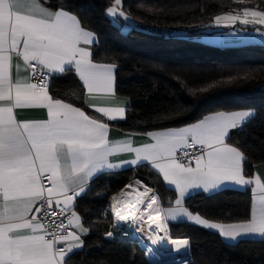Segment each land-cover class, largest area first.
Returning <instances> with one entry per match:
<instances>
[{
	"label": "snow or ice",
	"instance_id": "obj_1",
	"mask_svg": "<svg viewBox=\"0 0 264 264\" xmlns=\"http://www.w3.org/2000/svg\"><path fill=\"white\" fill-rule=\"evenodd\" d=\"M107 14L131 19L122 0H114ZM237 21L264 25V10L234 9L215 17L218 25ZM96 39L63 0H0V264H72L90 233L76 211V199L98 174L124 166H150L176 193L165 207L152 187L135 179L125 186L138 193L133 199H122L131 195L125 190L112 197L114 216L142 221L153 244L163 238H152V225L167 238L168 221L181 217L215 230L234 245L250 237L264 242V178L246 177V153L227 142L233 130L250 122L255 110L218 111L186 127L147 132L152 142L139 147L131 134L112 141L108 123L49 88L53 78L74 70L87 96L115 95L117 65L95 62ZM85 103L109 120L125 119L124 106ZM28 108L45 109L47 119L19 120L15 110ZM117 153L134 158L114 163L110 157ZM229 183L254 185L247 219L213 222L184 206L190 190L210 193ZM172 243L189 246L186 239Z\"/></svg>",
	"mask_w": 264,
	"mask_h": 264
},
{
	"label": "trees",
	"instance_id": "obj_2",
	"mask_svg": "<svg viewBox=\"0 0 264 264\" xmlns=\"http://www.w3.org/2000/svg\"><path fill=\"white\" fill-rule=\"evenodd\" d=\"M246 1L254 5L250 8L264 10V0ZM113 3L63 0L95 34L94 60L117 65L115 92L127 98L129 106L125 119L111 124L124 132L147 133L188 125L218 111L253 109L255 116L229 140L246 153L244 174L251 176L254 166L264 164V46L219 47L202 41L226 33L229 28L215 26L214 19L240 5L235 0H122L132 20L123 32L106 15ZM135 22L169 33H150L135 28ZM50 92L85 110L84 90L72 71L53 78ZM135 179L144 184L149 180L163 206L175 199V193L143 167L96 178L77 201L76 210L90 233L83 237L84 247L74 253L72 264H150L136 243L104 238L112 224L111 196ZM184 205L211 221L230 223L248 218L251 199L249 192L223 190L193 195ZM168 230L171 239L189 241L183 262L191 253L189 264H264V242L259 239L226 244L218 235L185 223L168 225Z\"/></svg>",
	"mask_w": 264,
	"mask_h": 264
},
{
	"label": "crops",
	"instance_id": "obj_3",
	"mask_svg": "<svg viewBox=\"0 0 264 264\" xmlns=\"http://www.w3.org/2000/svg\"><path fill=\"white\" fill-rule=\"evenodd\" d=\"M106 15L113 22H115V20H117V19L124 20L123 17H120L119 15H117L115 17L109 16L107 14V11H106ZM213 23L217 27H221V28H225V29L229 28V30L226 33H224V34H215V35H213V38H204L203 37L202 41L204 43H206V44L219 46V47H233V46H243V45H251V44H257V45L264 46V25H262V24H251L250 23V24L244 25V24H241L239 21H237L234 24L230 23L227 26H224V24H219V25L216 24L215 19H214ZM125 24H126V27H130V25L132 24V20L130 19L128 21H125ZM234 26L245 27L247 30H242L240 28H238V29L237 28H233ZM207 37H210V36H207ZM95 62H97V61H95ZM72 72L75 74L74 70ZM115 73H116V70H115ZM21 74L22 75H30L31 73L29 71L28 73H23L22 72ZM75 76L79 80L78 75L75 74ZM79 82L81 83V85L83 87L82 81L79 80ZM83 90H84L83 104H84L86 113L91 115V116H95V117L101 119L103 122H106V123L109 124V126H110L109 127V139L110 140L119 141V140L127 138L128 134H131V137L133 139V144L136 147L142 146L143 143L152 142L150 140V138L145 135V133L124 132L121 129L117 128L116 126H113L111 123L123 121L124 119L121 120V119L118 118L116 120H109L107 117L102 116V114L95 112L94 107L93 108H89L87 106V104L85 103V100H87L88 102L94 104L95 106H101V107L124 106L125 109H126L129 106V100L127 98H124V97H121V96L117 95L116 92H115V95L113 97L104 96L102 94H95L94 96L89 97V96H87L86 89L84 87H83ZM114 90H115V82H114ZM15 114L17 115V118L19 120H22V121H41V120L47 119V111L45 109H38V108L17 109V110H15ZM211 114H213V113H211ZM208 115H210V114H208ZM199 121H196L194 123H197ZM194 123H191V124H194ZM191 124L180 126V127H186V126H189ZM180 127H177V128H180ZM170 129H173V128H170ZM164 130H168V129L156 130V131H164ZM238 130L239 129L233 130L231 135L234 134ZM227 142L230 143L229 140ZM130 158H134V154H131V153H117L113 157H110V160L112 162H114V163H121L122 161H124L126 159H130ZM137 168H141V167L124 166V167H121L120 169H117V170H106L104 173L98 174L97 178L102 176V175H114V174L122 173V172H125V171H128V170H134V169H137ZM143 168H145V169L149 170L150 172H152L156 176V180L158 181V183L162 184L163 187H165L166 189L170 188V186H167L165 184V182L163 181L162 176H160L155 170H150V166H144ZM254 175L260 176L261 178H264V164H260V165H257V166L253 167L252 174L249 177H252ZM95 179H93L92 181L89 182V186H88V189L86 190V192L76 199V202H75L76 205H77V201L80 198H82L84 195H86V193L88 192V190L90 188L91 183ZM252 187H254V185L248 186L247 188H245V187L236 186V185H233V184L229 183V184H226V185L222 186L220 189L215 190V191L210 192V193H205L202 189L190 190V197L193 196V195H196V194H203L205 196H210V195L219 193V192H221L223 190H235V191H239V192H249L250 199H251V204H252V200H253V193L251 191ZM171 191H173L175 193L174 190H171ZM175 198H176V193H175ZM187 198H189V197H186L185 199H187ZM82 222H83V220H82ZM213 222H215V221H213ZM179 223H185V224L200 228V229H202L204 231L214 233V234L218 235V237L220 238V240L222 242H224L226 244H234L233 241L225 239V238H222L215 230H209V229L203 228L202 226L195 225L193 222L187 221L186 218L181 217V218H178L176 221H168V225H175V224H179ZM84 226L87 227V225L85 223H84ZM168 234H169V230H168ZM249 239H258V238L250 237ZM177 240H184V239H177ZM79 251L80 250H76L75 252H79Z\"/></svg>",
	"mask_w": 264,
	"mask_h": 264
},
{
	"label": "bare ground",
	"instance_id": "obj_4",
	"mask_svg": "<svg viewBox=\"0 0 264 264\" xmlns=\"http://www.w3.org/2000/svg\"><path fill=\"white\" fill-rule=\"evenodd\" d=\"M123 190L131 193V195L127 197H123L122 199L125 200L133 199L137 195L135 192H132V189L125 188ZM119 193L116 194L115 196H118ZM126 211L127 209H125V212ZM113 220L116 228L121 227L123 229V234L125 237L130 236L132 240L137 241L140 247L145 249L148 255L151 256L152 258H155L158 263L173 264L182 261L186 247L182 245L173 244L172 243L173 239L169 237L168 233H167V238H164L165 233L159 231L155 225H152V229H151L153 233L152 238H155V236L158 235L163 239L153 244L152 239L149 238V229L147 225H145L142 221L138 219H134L131 215L129 216V219L126 221H120L115 216ZM141 228H143L144 231H141Z\"/></svg>",
	"mask_w": 264,
	"mask_h": 264
},
{
	"label": "built area",
	"instance_id": "obj_5",
	"mask_svg": "<svg viewBox=\"0 0 264 264\" xmlns=\"http://www.w3.org/2000/svg\"><path fill=\"white\" fill-rule=\"evenodd\" d=\"M50 85H51V81H50V84H49V88H50ZM192 151H195V149H193ZM147 183L148 184H145V185H147L149 187H152L156 191V193L158 194L156 187H154L149 180L147 181ZM135 193L138 194L137 192H135ZM115 195L116 194H114L113 196H115ZM113 196H111V198H110V213H111L112 224H111V227L109 229V231L113 232V236L112 237H107L106 234H105L104 238L107 239V240H110V241H113V240L128 241V242L136 243L138 246H140L139 243L137 241L132 240L130 236L129 237H125L124 234H123V229L121 227H118V228L115 227V223H114L113 216H112V211H111V204H112V197Z\"/></svg>",
	"mask_w": 264,
	"mask_h": 264
},
{
	"label": "rangeland",
	"instance_id": "obj_6",
	"mask_svg": "<svg viewBox=\"0 0 264 264\" xmlns=\"http://www.w3.org/2000/svg\"><path fill=\"white\" fill-rule=\"evenodd\" d=\"M240 6L237 8V10H241V9H244V8H250V6H254V5H252V3L251 2H244L243 4H239ZM250 9H254V8H250ZM115 24H117L118 26H120L121 28H122V31L123 32H126L127 30H128V27H126V24H125V21L124 20H122V19H117V20H115V22H114ZM204 38H213V36H210V37H204ZM204 44H206V43H204ZM207 45H209V44H207ZM211 46H214V45H211ZM123 189H125V187L123 188ZM122 189V190H123ZM121 191V190H120ZM112 216H113V219H114V214H112ZM170 237V236H169ZM175 240V239H174ZM140 247V246H139ZM140 249L143 251V254H144V256H145V258L147 259V261L150 263V264H157L156 263V260L154 259V261H155V263H153L152 261H151V259H149V257H148V253H147V251L145 250V249H143L142 247H140ZM185 250H186V248H185ZM189 250H190V247H189ZM184 255H185V253H184ZM151 257V256H150ZM183 259H184V257H183ZM183 259H182V261H180V262H178V263H173V264H189L190 262H191V253H189V259H187L185 262H183ZM183 262V263H182Z\"/></svg>",
	"mask_w": 264,
	"mask_h": 264
},
{
	"label": "water",
	"instance_id": "obj_7",
	"mask_svg": "<svg viewBox=\"0 0 264 264\" xmlns=\"http://www.w3.org/2000/svg\"><path fill=\"white\" fill-rule=\"evenodd\" d=\"M133 26L135 28H138V29L146 30V31H148L150 33H157V34H167V33H169V32H166L165 30H163L161 28H154V27H149L148 28V27H146L144 25L139 24L138 22H135L133 24Z\"/></svg>",
	"mask_w": 264,
	"mask_h": 264
}]
</instances>
